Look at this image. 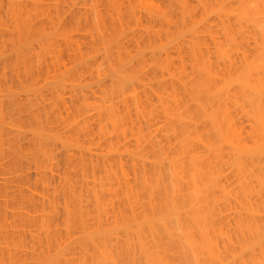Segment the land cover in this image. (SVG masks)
I'll list each match as a JSON object with an SVG mask.
<instances>
[{
  "label": "bare ground",
  "instance_id": "bare-ground-1",
  "mask_svg": "<svg viewBox=\"0 0 264 264\" xmlns=\"http://www.w3.org/2000/svg\"><path fill=\"white\" fill-rule=\"evenodd\" d=\"M0 264H264V0H0Z\"/></svg>",
  "mask_w": 264,
  "mask_h": 264
}]
</instances>
